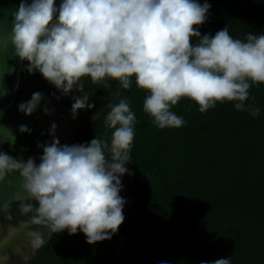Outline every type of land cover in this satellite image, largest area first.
Here are the masks:
<instances>
[{
  "label": "clouds",
  "instance_id": "1",
  "mask_svg": "<svg viewBox=\"0 0 264 264\" xmlns=\"http://www.w3.org/2000/svg\"><path fill=\"white\" fill-rule=\"evenodd\" d=\"M210 7L207 0H61L59 7L54 0H21L13 13L10 41L29 73L38 71L62 94L74 89L81 93L73 96V117L77 110L94 107L84 78L106 87L116 80L127 90L133 77L148 92L143 111L160 129L185 124L170 110L184 97L196 102L201 113L217 102L232 101L237 111L259 116L260 108L245 101L251 86L264 84V34L249 33L241 40L224 27L201 35L199 26ZM41 99L34 92L18 110L30 115ZM106 107L103 124L113 130L108 139L95 136L69 146L53 138L42 146L38 164L31 157L18 161L0 152V180L19 173L20 212L46 229L48 239L44 232L31 234L33 254L65 230L83 233L89 244L111 239L125 219L126 199L119 193L122 176L132 175L126 164L132 160L137 118L126 98ZM19 130L30 131L24 125ZM24 259L27 264L29 257ZM200 264L232 260L229 256Z\"/></svg>",
  "mask_w": 264,
  "mask_h": 264
},
{
  "label": "trees",
  "instance_id": "2",
  "mask_svg": "<svg viewBox=\"0 0 264 264\" xmlns=\"http://www.w3.org/2000/svg\"><path fill=\"white\" fill-rule=\"evenodd\" d=\"M207 2L201 35L224 27L241 40L264 34V0ZM84 79L94 107L80 117L77 144L110 138L113 130L103 124L109 103L126 98L137 118L126 164L132 175L122 176L119 193L125 219L111 239L94 244L79 231L54 234L27 264H200L229 256L232 264H264V84L251 86L245 101L259 116L237 111L232 101L201 113L184 97L170 110L185 124L160 129L143 111L148 92L134 77L127 90L116 80L106 87ZM19 205L8 207L16 220L30 221Z\"/></svg>",
  "mask_w": 264,
  "mask_h": 264
},
{
  "label": "water",
  "instance_id": "3",
  "mask_svg": "<svg viewBox=\"0 0 264 264\" xmlns=\"http://www.w3.org/2000/svg\"><path fill=\"white\" fill-rule=\"evenodd\" d=\"M20 2L21 0H0V152L18 161H26L31 157L38 164L42 146L53 140L48 129L51 122L43 112L71 110L74 100L71 93L62 94L38 71L29 73L26 69L27 62L15 54L10 34L13 13L17 11ZM26 2L31 3V0ZM60 3L61 0H54L57 7ZM34 92H40L42 99L32 114L25 115L18 110V105L29 100ZM21 125L30 131L21 132ZM20 185L21 178L15 171L0 180V206H4L0 210V228L5 226L8 206L19 201L16 198L18 193L23 194Z\"/></svg>",
  "mask_w": 264,
  "mask_h": 264
},
{
  "label": "rangeland",
  "instance_id": "4",
  "mask_svg": "<svg viewBox=\"0 0 264 264\" xmlns=\"http://www.w3.org/2000/svg\"><path fill=\"white\" fill-rule=\"evenodd\" d=\"M73 96L81 95L80 92L75 89L72 91ZM50 120L51 125H56L57 130L54 129V137L57 138L60 145H73L77 144V126L78 122L74 120L73 122L67 123L64 119L62 113H48L43 112ZM35 224L31 223V221L24 222V227L19 231V233H13L16 231L12 228L13 232L8 233V236L5 238H0V264H25V257H32V248H31V240L32 233L36 231H40L38 229H31V226ZM41 232V231H40ZM45 238L48 239L46 232ZM28 259V260H29ZM27 260V261H28Z\"/></svg>",
  "mask_w": 264,
  "mask_h": 264
},
{
  "label": "flooded vegetation",
  "instance_id": "5",
  "mask_svg": "<svg viewBox=\"0 0 264 264\" xmlns=\"http://www.w3.org/2000/svg\"><path fill=\"white\" fill-rule=\"evenodd\" d=\"M85 110H77L75 117H73L71 110H63L60 113L63 114L64 119L66 120L67 123L73 122L74 120H76L79 123L80 117H82L83 111ZM51 133L54 136L53 130H51ZM23 225H24V221L16 220V218L14 217V215L12 214V212L9 210V207H8L6 217H5V226L4 228H0V238L7 239L6 237L8 236V233L13 232V231H16V232H13L14 234L19 233V231L24 227ZM12 228H14L15 230L10 231L12 230Z\"/></svg>",
  "mask_w": 264,
  "mask_h": 264
},
{
  "label": "bare ground",
  "instance_id": "6",
  "mask_svg": "<svg viewBox=\"0 0 264 264\" xmlns=\"http://www.w3.org/2000/svg\"><path fill=\"white\" fill-rule=\"evenodd\" d=\"M48 129H49L50 133H51V130H53V129H52V125H51L50 123H49V128H48ZM51 135H52V133H51ZM52 136H53V135H52ZM53 138L57 139V138L54 137V136H53Z\"/></svg>",
  "mask_w": 264,
  "mask_h": 264
}]
</instances>
